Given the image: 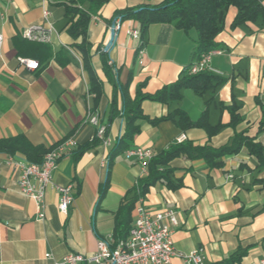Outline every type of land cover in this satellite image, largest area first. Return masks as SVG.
<instances>
[{
  "label": "crops",
  "instance_id": "0c3cea01",
  "mask_svg": "<svg viewBox=\"0 0 264 264\" xmlns=\"http://www.w3.org/2000/svg\"><path fill=\"white\" fill-rule=\"evenodd\" d=\"M163 0H110L91 19L88 33L93 44L92 62L102 83V95L90 92L89 76L80 55L72 49L74 39L66 29V8L57 0H0V31L4 36L0 58V140L24 136L33 146L57 147L73 137L76 146L58 162L53 182L71 187L73 202L68 213L60 212L61 195L49 188L38 204L26 197L18 182L21 171L11 159L28 161L23 155L0 153V264H53L50 254L61 261L69 254L91 255L98 249V240L128 235L136 219V205L126 211L141 177V165L124 153L112 151L126 122L120 116L123 100L105 75L101 53L110 41L111 21L115 13L141 5H158ZM44 9L50 13L44 18ZM237 10L227 13L224 30L216 37L222 53L210 58L215 74L227 78L216 90L200 96L184 90L181 102L166 105L144 101L142 110L150 118H161L175 108L183 109L197 121L208 112L212 126L225 125L211 139L202 128L181 130L173 121L152 125L140 120V133L131 148H149L154 156L167 150L185 134L195 146L221 148L229 145L235 133L246 132L264 146L263 117L257 98L264 102V29L248 23L232 28ZM53 25L46 45L24 38L27 29ZM120 24L114 45L107 52L119 70L118 81L126 85L132 76L128 94L135 98L138 85L143 92L154 94L179 78L192 62L194 30L186 33L171 29L164 33L160 24L152 25L140 50L144 64H139L141 37L134 40L135 20H117ZM141 35V32H140ZM20 59L36 61L31 70ZM241 104L243 121L233 129L231 120L220 102L230 106ZM92 112L107 127L109 146L94 142L98 127L86 118ZM112 163L110 165V160ZM220 167L210 168L202 159L178 158L171 162L174 178L182 187L172 190L159 182L144 198L152 213L161 210L177 212L179 224L172 235L175 250L183 255L198 252L203 264H225L237 252H244L235 264H252L264 257V169L246 147L226 155ZM109 179V180H108ZM108 180V188L103 193ZM137 204V203H136ZM122 206L125 209H121ZM43 216V217H42ZM170 264H188L183 257L172 258Z\"/></svg>",
  "mask_w": 264,
  "mask_h": 264
},
{
  "label": "trees",
  "instance_id": "16d2710c",
  "mask_svg": "<svg viewBox=\"0 0 264 264\" xmlns=\"http://www.w3.org/2000/svg\"><path fill=\"white\" fill-rule=\"evenodd\" d=\"M57 1L62 3L66 8L68 20L66 29L74 39V43L71 45L72 49L76 54L81 56L84 70L89 76L90 92L98 100L102 95V83L92 62L93 44L89 40L88 29L91 19L110 0ZM231 7L237 10V15L231 25L232 28L253 23L258 25L260 29H264V0H163L160 4L154 6L141 5L137 8L119 10L111 21H107L109 25L114 20L124 21L130 19L138 22L142 40L138 49L139 51L144 45L143 40H145L147 30L155 24L162 25L164 33H168L171 29L176 28L186 33L194 30L197 34V37L193 40L192 62L182 71L177 81L162 87L154 94L144 93L143 88L145 87V83H142L137 87L135 98H131L128 94V87L132 81V76H130L126 85L120 84L118 81L119 70L116 69L113 63L110 64L111 60L107 52L101 53L105 75L116 88L112 107L117 103V92L119 91L123 100V109L120 116L126 122L125 131L118 137L112 151V159L115 155L123 154L131 148L136 135L140 133V126L137 124L140 120L152 125H158L163 121H173L183 131L191 128H202L207 132L209 139L225 127L222 123L212 126L208 122L207 111L197 121H192L190 116L181 108H175L161 118H150L144 114L142 103L144 101H152L171 107L172 104L183 100L184 90H192L195 94L203 96L208 92L215 93L216 90L227 82V78L213 72L206 71L192 75L189 70L195 62L201 59L202 55L221 49L222 46L216 42V37L224 30L226 16ZM39 45L40 48L47 50V46L43 45V43ZM257 103L263 111L260 130H264V102L257 98ZM220 108L221 110L228 111L230 114L231 120L227 126L236 129L243 121L239 113L241 104H238L236 101H233L230 106H225L223 102H220ZM115 116L116 114L109 119L108 125L113 121ZM108 125L106 127L107 131ZM94 142L102 143L97 136ZM242 147H246L249 154L257 158L258 168L264 169V146L256 143L246 132L235 133L231 143L221 148H213L209 145L195 146L189 141L182 144H172L167 150L155 155L150 160L148 173L139 178L132 198L127 203L126 211L132 212L138 200L145 198L150 188L159 182L172 190H178L183 186L182 181L175 179L173 176L174 169L170 167L173 160L178 158L189 160L202 159L211 169L218 168L223 164L222 159L226 155L237 153ZM51 149L33 146L24 136L0 140V153L8 155L21 154L32 163H42L47 152ZM112 159L110 160V165ZM108 180L104 185L103 193L108 188ZM121 209L123 210L125 207L122 206ZM243 255L244 252H237L225 264H235L241 260Z\"/></svg>",
  "mask_w": 264,
  "mask_h": 264
},
{
  "label": "built area",
  "instance_id": "2783aa9c",
  "mask_svg": "<svg viewBox=\"0 0 264 264\" xmlns=\"http://www.w3.org/2000/svg\"><path fill=\"white\" fill-rule=\"evenodd\" d=\"M12 1V0H7ZM47 1V0H44ZM44 18L48 20L50 13L44 9ZM40 28L27 29L24 38L46 43L50 34L54 31L53 25ZM117 29L119 26L117 24ZM130 36L136 40L138 38V28L130 31ZM4 36L0 31V58L2 56V47ZM215 53H222L221 50L213 51L201 56V59L190 67V74L196 75L201 72L215 71L210 66V58ZM139 64L143 65L142 52L139 53ZM21 64L31 70H36L39 63L36 61L20 59ZM110 64L112 62L110 61ZM86 120L98 127L97 137L104 146H109L111 140L106 136L107 128L99 121V117L90 112ZM187 141L185 134L180 135L175 143L182 144ZM76 146L73 137L62 141L57 147L47 152V159L42 163H32L27 161H14L13 165L21 171L18 186L21 192L28 198L38 204L43 202L45 194L49 188H56L61 195L59 210L67 214L70 205L73 202L71 187H59L53 182V174L57 169L58 162L64 155L68 154ZM124 154L129 158H134L141 165V176L148 173V164L154 157V152L149 148L128 149ZM136 219L131 226L128 235L119 240L112 237L98 240V249L94 254L81 255L69 254L61 261L55 260L50 254L46 258L53 261V264H170L172 258L176 256L183 257L188 264H203V258L198 252L190 255L178 253L172 241V235L179 224L177 212L174 210H161L152 213L145 206L144 198H140L136 204ZM43 217V216H42ZM252 264H264V257Z\"/></svg>",
  "mask_w": 264,
  "mask_h": 264
},
{
  "label": "water",
  "instance_id": "95a60500",
  "mask_svg": "<svg viewBox=\"0 0 264 264\" xmlns=\"http://www.w3.org/2000/svg\"><path fill=\"white\" fill-rule=\"evenodd\" d=\"M118 26L120 28V24H118ZM110 34H111L110 41L108 42V45L105 48V52H108L115 43L116 37L118 35L117 20L113 21V23L111 25Z\"/></svg>",
  "mask_w": 264,
  "mask_h": 264
},
{
  "label": "bare ground",
  "instance_id": "6f19581e",
  "mask_svg": "<svg viewBox=\"0 0 264 264\" xmlns=\"http://www.w3.org/2000/svg\"><path fill=\"white\" fill-rule=\"evenodd\" d=\"M140 37V32L138 31V38ZM137 38V39H138ZM47 159V155L45 156V158H44V160H46Z\"/></svg>",
  "mask_w": 264,
  "mask_h": 264
}]
</instances>
